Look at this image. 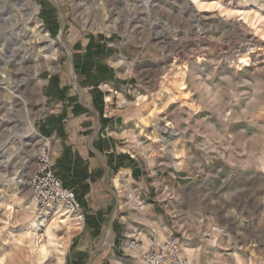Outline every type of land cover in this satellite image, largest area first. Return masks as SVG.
<instances>
[{
	"label": "rangeland",
	"instance_id": "374dc122",
	"mask_svg": "<svg viewBox=\"0 0 264 264\" xmlns=\"http://www.w3.org/2000/svg\"><path fill=\"white\" fill-rule=\"evenodd\" d=\"M91 38L104 39L101 63L111 73L97 91L108 112L117 107L123 117L118 149L134 156L127 160L145 182L124 171L116 188L123 171L100 174L83 223L69 213L71 223L55 224L53 214L66 211L40 214L17 180L34 167L39 144L53 154L59 141L42 138L66 106L46 95L51 79L92 110L88 124L99 122L93 87L75 65ZM180 74L189 107L166 104ZM65 111L63 122L83 120ZM99 215L94 237L86 217ZM74 219L78 230L69 227ZM114 226L175 239L193 264H264V0H0V264H68L78 255L83 264H132L124 256L130 233L116 239Z\"/></svg>",
	"mask_w": 264,
	"mask_h": 264
},
{
	"label": "crops",
	"instance_id": "0c3cea01",
	"mask_svg": "<svg viewBox=\"0 0 264 264\" xmlns=\"http://www.w3.org/2000/svg\"><path fill=\"white\" fill-rule=\"evenodd\" d=\"M103 96H102V100H103ZM113 99L116 100V104H117L118 103L117 100H119L118 97H114V95H112L111 100ZM77 103L81 106V109L84 110L85 113L78 116H74L72 115V113L71 115L72 117L81 116L83 117V120L80 122H76V121H68L66 123L63 122L64 120L68 119L67 118L68 115L66 116V118L62 119L61 130H62L63 139L58 135L55 129H52L51 126H49L48 122L46 123V125L42 127L43 132L46 133L47 131L46 135L42 136V138L46 139L47 137H49L47 139L50 142L52 138L51 135L52 133H54L55 136L59 137V141L56 142L53 141L55 142V147L53 148V150L55 151V152L53 151L54 159L57 161L61 157L64 147H69L72 155L73 154L76 155L83 162V167H85L88 171L90 179L89 181H87V183L89 185L90 190L92 186L91 185L92 178H98L97 176L100 174L103 175L104 177H108L109 174L114 173L115 171L117 172L127 171V177L129 178V181H131L132 183H138V181L144 183L145 174L142 172L138 163H136V160L130 159L129 161L126 158V157H134V156L132 154L126 153V151H120L118 149V144L119 141L122 139V136L118 135L117 133L118 130L116 125L123 119V117L120 114L114 115L115 113H120V111H118V108L114 107L115 109H112L111 112H108L109 108L107 107V105L106 107H104L103 104L101 106L102 107L101 117L104 121L102 122L99 121L94 126L92 124H88L85 118L89 114V111L92 110L82 106L78 101ZM111 106H113V104H111ZM95 112L97 113L98 118H100L99 113L97 111ZM116 162L122 165L124 163L126 164L131 163V167L127 169H124L123 167L115 168ZM107 164H110L111 168H109ZM103 176L101 177V180H103L104 178ZM140 194L145 195V187L142 186L139 187L138 190L139 197L141 196ZM141 204H143L142 200L140 201V205ZM141 210L143 212L144 207H141ZM99 225L101 227L102 220ZM139 225L145 226V223L143 222L140 224L139 222ZM134 228L140 229L139 227H134ZM130 229L131 228L123 229V231H121L120 233V231H117V227L114 226L115 238L117 239L118 233H120L119 237H123L125 239V237L133 230ZM145 231L149 232L147 230ZM155 234L159 235V233H157L156 231ZM124 256L127 257L126 253H124ZM112 259L113 261H115L116 258L112 257ZM131 260L133 261L134 264H138L137 261L133 259Z\"/></svg>",
	"mask_w": 264,
	"mask_h": 264
},
{
	"label": "built area",
	"instance_id": "2783aa9c",
	"mask_svg": "<svg viewBox=\"0 0 264 264\" xmlns=\"http://www.w3.org/2000/svg\"><path fill=\"white\" fill-rule=\"evenodd\" d=\"M55 167V159L49 146L39 144L35 152L34 167L20 181L19 186L28 189L40 214L58 205L83 223L82 206L74 190L64 186ZM125 245L126 254L138 264H193L182 256L179 243L175 239L161 241L155 233L146 234L142 229H133L126 237Z\"/></svg>",
	"mask_w": 264,
	"mask_h": 264
},
{
	"label": "trees",
	"instance_id": "16d2710c",
	"mask_svg": "<svg viewBox=\"0 0 264 264\" xmlns=\"http://www.w3.org/2000/svg\"><path fill=\"white\" fill-rule=\"evenodd\" d=\"M46 24V21H45ZM52 27L56 26L55 22H52ZM50 27V26H48ZM52 35H54L53 29L49 31ZM103 38H99L98 41L89 39V43L84 51V55L81 57L82 61L80 63L75 61V65L83 76L86 78V85L93 87L90 95L92 96V104L95 109L99 113V121H104L102 119V95L97 91L96 86L101 81H108L111 79L110 71L104 67L101 63V60L106 56L105 49L101 42H103ZM77 62V63H76ZM68 88L60 87L56 78L51 79L49 88L46 91V95L51 97L52 99L59 100L65 103V109L61 116L59 117H51L48 120L49 126L52 129H55L58 135L63 139L61 124L62 120L66 118V108L70 107L71 113L74 116L84 114V110L81 109V106L77 103L76 98L70 97L68 94ZM128 158V157H126ZM109 168L110 164H107ZM124 167L122 164L116 163L115 168ZM57 174L60 175L62 182L65 187L73 188L76 198L79 201L82 207H86V196L89 194V185L87 181H89L90 176L85 167H83V162L76 156L72 155L69 147H64L63 153L61 157L56 161ZM99 219L95 217L89 218L86 217V226L91 229L93 232V236L97 237L100 231V222L102 220V216L99 215ZM77 259H74L73 262H69L68 264H83V257L78 255ZM80 258V259H79ZM82 259V260H81Z\"/></svg>",
	"mask_w": 264,
	"mask_h": 264
},
{
	"label": "bare ground",
	"instance_id": "6f19581e",
	"mask_svg": "<svg viewBox=\"0 0 264 264\" xmlns=\"http://www.w3.org/2000/svg\"><path fill=\"white\" fill-rule=\"evenodd\" d=\"M239 15H240V13H239ZM243 20H245V18L243 19ZM240 21H242V19H239V20H237V22L239 23ZM240 26H241V28H242V31H243V29L244 30H246L245 28H247V23H246V21L245 22H242V24H240ZM257 30H258V27H255L254 28V33H256L257 32ZM254 36H256V35H254ZM258 41H262V39L261 38H259V40ZM119 63V62H118ZM238 65L239 66H242V67H246V66H248V63H247V61L245 60V59H240V61H239V63H238ZM182 79H183V76H182V74H180L179 76H178V80H177V82H178V84H177V86H175V92L174 93H172V94H169V95H167L166 96V98H167V105H169V104H174V103H180L183 107H189V96H188V94L186 93V91L184 90V86H183V84H182ZM146 102V98L144 97V96H140V97H138L137 99H136V101H135V104H137V105H142V104H144ZM153 108V107H152ZM150 114H149V111H147V113H145V116H143V118H141L140 117V123L142 124V125H144V121L146 120V118L149 116ZM124 171L123 172H121L118 176H116L115 177V179H114V185H115V187L116 188H119L120 187V185H121V180H122V178L124 177ZM20 183V181L19 180H17V184H19ZM34 203V202H33ZM33 205V204H32ZM54 209H56V210H61L60 209V207L59 206H55V208ZM62 211V210H61ZM62 213V212H61ZM33 214V213H32ZM30 216V215H29ZM32 217V216H31ZM37 216H33V218H31V220L29 221V223L27 224L28 226H30V227H34V226H37V224H36V218ZM52 217H54V222H55V224H57V223H61V224H65V223H71L70 221H71V215L68 213V212H64L62 215H60V216H57V214H53V216ZM75 218V217H74ZM76 219V218H75ZM74 219V220H75ZM29 220V219H28ZM26 221H27V219H26ZM25 221V222H26ZM28 222V221H27ZM53 222V223H54ZM73 222V221H72ZM75 222H77L76 220H75ZM69 227H73V229L74 230H78V229H80V224L77 222V223H73V226H69ZM31 229V228H30ZM44 255H45V249H44V247L43 246H40V247H38V253L36 254V256H37V258H35L36 259V261L37 262H40L41 261V259H43V257H44ZM238 264H244V262L242 261V260H240V259H238Z\"/></svg>",
	"mask_w": 264,
	"mask_h": 264
}]
</instances>
